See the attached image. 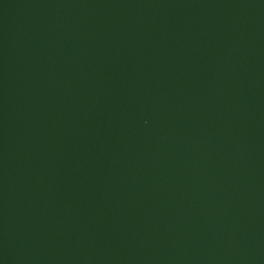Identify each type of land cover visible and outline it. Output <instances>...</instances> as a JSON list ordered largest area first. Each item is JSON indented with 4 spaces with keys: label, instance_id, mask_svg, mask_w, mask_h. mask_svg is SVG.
<instances>
[{
    "label": "water",
    "instance_id": "95a60500",
    "mask_svg": "<svg viewBox=\"0 0 264 264\" xmlns=\"http://www.w3.org/2000/svg\"><path fill=\"white\" fill-rule=\"evenodd\" d=\"M0 264H264V0H0Z\"/></svg>",
    "mask_w": 264,
    "mask_h": 264
}]
</instances>
